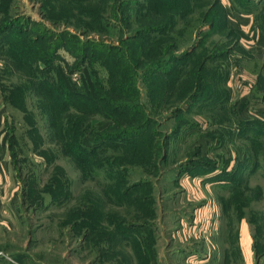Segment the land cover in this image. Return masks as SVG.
I'll use <instances>...</instances> for the list:
<instances>
[{"label": "rangeland", "instance_id": "rangeland-1", "mask_svg": "<svg viewBox=\"0 0 264 264\" xmlns=\"http://www.w3.org/2000/svg\"><path fill=\"white\" fill-rule=\"evenodd\" d=\"M221 1L0 0V264H264V52Z\"/></svg>", "mask_w": 264, "mask_h": 264}, {"label": "crops", "instance_id": "crops-1", "mask_svg": "<svg viewBox=\"0 0 264 264\" xmlns=\"http://www.w3.org/2000/svg\"><path fill=\"white\" fill-rule=\"evenodd\" d=\"M222 2L221 0H219ZM226 5V11L228 15L233 16L235 21V31L238 33L241 42L246 45L248 41L254 36L258 37L257 48L261 52H264V33L262 34L259 29L255 27V22L252 14H243L238 8H236L232 0H228ZM223 4V2L221 3ZM234 7V8H233ZM205 264V263H204Z\"/></svg>", "mask_w": 264, "mask_h": 264}, {"label": "trees", "instance_id": "trees-1", "mask_svg": "<svg viewBox=\"0 0 264 264\" xmlns=\"http://www.w3.org/2000/svg\"><path fill=\"white\" fill-rule=\"evenodd\" d=\"M248 3H249V1H245L243 4H240V5H241V7L243 6V8H246V7L248 6V5H247ZM250 4H251L250 6H253V4H254L253 0L250 1ZM236 6L239 7L237 4H236ZM250 8H252V7H250ZM238 9H239L243 14H250L249 12H245V11H243L241 8H238ZM260 30H261V28H260ZM261 31H262V30H261ZM230 32L233 33L232 31H230ZM66 108H69V107H66Z\"/></svg>", "mask_w": 264, "mask_h": 264}]
</instances>
